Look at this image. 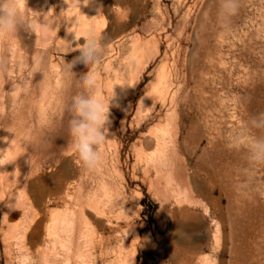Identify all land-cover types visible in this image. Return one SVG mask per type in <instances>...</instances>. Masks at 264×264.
I'll return each instance as SVG.
<instances>
[{"label": "rangeland", "instance_id": "obj_1", "mask_svg": "<svg viewBox=\"0 0 264 264\" xmlns=\"http://www.w3.org/2000/svg\"><path fill=\"white\" fill-rule=\"evenodd\" d=\"M219 6L220 0L21 5L29 26L0 33V264H18L21 255L35 264H264V165L250 169L232 146L248 141L253 117L264 120L258 115L264 112V0H241L229 23ZM75 20L76 31L63 36ZM84 22L98 39L101 61L70 69L67 62L79 55L73 47L84 43ZM87 71L106 101L114 90V106L101 165L88 171L80 163L73 173L68 164L78 157L69 143L68 109ZM150 134L167 140L161 170L194 202L179 206L153 187L155 167L139 157L158 154ZM66 181L83 184L81 195H72L85 211L113 198V215L121 217L118 237L88 224L98 240L107 239L95 243L91 258L77 250L85 237L63 247L51 233V213L67 211L60 187ZM30 226L31 244L16 245L10 230Z\"/></svg>", "mask_w": 264, "mask_h": 264}, {"label": "clouds", "instance_id": "obj_2", "mask_svg": "<svg viewBox=\"0 0 264 264\" xmlns=\"http://www.w3.org/2000/svg\"><path fill=\"white\" fill-rule=\"evenodd\" d=\"M85 2L87 4L88 0ZM22 4L27 5V0H0V33H16L29 26V19L25 9L21 7ZM240 7L241 0H220L219 14L229 23L239 12ZM81 37L84 38V43H76L73 47L79 55L67 62L70 69L77 64L89 68L98 65L101 61V46L95 34L88 32ZM75 40L79 41L76 37ZM78 82L82 90L71 97L68 109L69 143L82 166L88 171H94L102 162L100 146L109 136L110 108L114 106L115 94L113 90L110 99L106 101L102 98L97 77L92 71L79 75ZM258 115L264 117V112ZM258 132L261 134H257ZM232 146L244 154L250 169L264 165V120L253 117L248 141L239 146L235 144ZM18 264H35V262L30 256L21 255Z\"/></svg>", "mask_w": 264, "mask_h": 264}, {"label": "bare ground", "instance_id": "obj_3", "mask_svg": "<svg viewBox=\"0 0 264 264\" xmlns=\"http://www.w3.org/2000/svg\"><path fill=\"white\" fill-rule=\"evenodd\" d=\"M88 9V8H87ZM78 11V10H77ZM88 11V10H87ZM86 13V12H85ZM84 13V14H85ZM89 13V12H88ZM86 14L87 17L90 14ZM78 17V14L76 15ZM46 19V18H45ZM46 21V20H45ZM49 21V20H48ZM48 23V22H45ZM50 23V22H49ZM52 23V22H51ZM73 23V22H72ZM79 22H76L75 20V25H69L72 26L70 29L64 31L62 34L63 36H69V32L71 30V32L76 31V24ZM80 24V23H79ZM50 26V25H49ZM82 26V25H81ZM56 27V26H54ZM43 28V27H42ZM49 28V27H47ZM53 28V25H52ZM58 28V27H57ZM45 29V28H44ZM43 29V30H44ZM50 29V28H49ZM80 28H78L79 30ZM46 30V29H45ZM52 30V29H50ZM49 30V31H50ZM88 33L90 30V24L89 22H84L83 26L80 29V33H83L82 31ZM48 29L46 30L47 33ZM54 31V30H53ZM79 32V31H78ZM44 33V32H43ZM51 33V31H50ZM54 34L56 33V29L55 32H53ZM52 33V34H53ZM53 34V35H54ZM85 34V33H84ZM79 35V33H78ZM46 35H44L45 37ZM52 36V35H51ZM166 79V78H165ZM161 82V81H160ZM167 82V81H166ZM164 83V82H163ZM166 85V84H165ZM170 85V84H169ZM172 85V84H171ZM160 86V85H159ZM167 88V86H165ZM169 87V86H168ZM169 89V88H168ZM167 90V89H166ZM171 90V89H170ZM159 91V87L156 86L155 87V92ZM161 91V90H160ZM168 91V90H167ZM166 91V92H167ZM163 93V92H162ZM174 93V92H173ZM159 94V93H158ZM167 94V93H166ZM170 94V93H169ZM163 98L164 95L162 94ZM167 96V95H166ZM169 97V96H168ZM174 97V96H173ZM168 98L166 97L165 100H167ZM172 99V96H171ZM202 101V100H201ZM200 101V102H201ZM145 107V106H144ZM144 117V116H143ZM147 138V136H146ZM145 138V139H146ZM175 137L172 136L171 140H173ZM151 140V142H153L156 145V149L158 151V154H150V155H146L143 152H141L139 154V157L142 160H145L148 168H154L156 170L157 173V179L156 180H152V185L153 187H157V189H161L160 192L162 193H169L167 195H170L168 197H174L175 202L179 205L182 206L184 205L185 202H189L192 203L194 202L191 196V194L193 193H189L183 190V187L181 186V184L177 183L176 181H174L171 178V175L169 172H167L166 174H164L161 170V165H162V159L165 157V152H166V148L168 147L166 145L167 140H161L159 137H156L153 134L149 135L148 140ZM149 146V145H148ZM165 146H167L165 148ZM161 162V165H160ZM68 168L73 172H79L81 169L80 168V162H78V160L73 159L69 161L68 164ZM147 168V167H145ZM145 169V170H148ZM151 170V169H150ZM149 170V171H150ZM153 171V170H152ZM148 173V172H147ZM150 173V172H149ZM164 174V175H163ZM82 186L83 184L80 182V184L76 183V182H72V181H66L63 184L60 185L61 189H64V193H66V198L63 200L62 202L64 204V206H66L67 211L65 213H51V224H52V231H49V233L51 232L53 234V236H56L57 242H59L63 247L68 246L70 243H72L73 239H75L77 236L81 239L83 237H85L84 239L86 240L85 246H81L80 248L77 247V250L79 251V253H87L88 257H92L93 254L96 251V245L95 243H104L105 239L104 237H100V239H97V235H95L94 233H92L89 229H86V227L88 226V224H94L100 228H108L109 229V233L111 234L110 237H118L120 232H122V228L120 227L119 223V219L120 214L117 216L113 215V211L112 209L114 208V206H116V202L114 201V199H110L109 203H107L105 206H100L97 203L95 204H91L90 207L92 208L91 211L87 212L85 211V205H84V201L80 199V196H77L76 198L72 195L74 194H80L82 193ZM77 188V192H73V190L75 189L76 191ZM43 190V189H42ZM41 191V190H40ZM158 192V191H157ZM159 193V192H158ZM1 194V193H0ZM162 195V194H161ZM165 195V194H164ZM163 196V195H162ZM4 197V195H3ZM165 197V196H164ZM163 197V198H164ZM41 198H43V196L41 195ZM167 197H165L166 199ZM4 199V198H3ZM50 199V198H49ZM61 199V198H59ZM52 200V199H51ZM168 200V199H167ZM170 200V199H169ZM25 201V200H24ZM36 204L39 206L40 205H44L43 204V200H41L40 198H36ZM56 201V200H55ZM23 203V202H22ZM127 203V200L125 197H123L119 204H122L123 207H125V204ZM49 204V203H48ZM187 204V203H186ZM195 204V203H194ZM24 205V204H23ZM58 205V203H57ZM188 205V204H187ZM192 205V204H191ZM30 212V210H27ZM49 211V210H48ZM51 211V210H50ZM36 214V213H35ZM40 215V212H39ZM38 215V216H39ZM37 216V217H38ZM35 217V215H34ZM32 217V218H34ZM32 218H30L31 220H33ZM36 218V217H35ZM34 218V219H35ZM39 218V217H38ZM37 219V218H36ZM30 220V221H31ZM34 221V220H33ZM116 221V222H115ZM29 222V221H28ZM32 222V221H31ZM35 222V221H34ZM30 225V224H28ZM33 225V224H32ZM31 225V226H32ZM28 227V228H22L21 230L19 228H13L10 230V235H11V240H13V242H15L16 245L18 246H23L24 243H29L31 244L32 240H33V234L31 235V229L32 227ZM50 229V228H49ZM38 230V229H37ZM36 231V229H35ZM46 231V232H48ZM33 232V231H32ZM48 234V233H47ZM51 234V235H52ZM77 234V235H76ZM49 235V236H51ZM126 237H124L125 241L129 240V234L124 235ZM105 239V240H104ZM102 243V244H103ZM86 255V254H85ZM46 258H48V256H46ZM49 261V260H48ZM90 262V261H89ZM92 262V260H91ZM90 262V263H91ZM50 263V262H48Z\"/></svg>", "mask_w": 264, "mask_h": 264}]
</instances>
